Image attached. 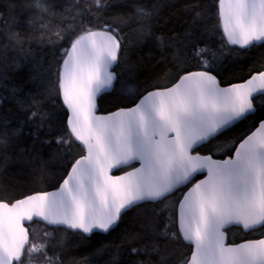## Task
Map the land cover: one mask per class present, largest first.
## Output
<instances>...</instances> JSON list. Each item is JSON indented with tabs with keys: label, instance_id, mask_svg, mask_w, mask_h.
<instances>
[{
	"label": "snow or ice",
	"instance_id": "snow-or-ice-1",
	"mask_svg": "<svg viewBox=\"0 0 264 264\" xmlns=\"http://www.w3.org/2000/svg\"><path fill=\"white\" fill-rule=\"evenodd\" d=\"M93 3L97 11L108 6V0ZM32 7L42 15L51 9L46 0H32ZM187 10L193 28L210 23L198 4ZM135 13L143 39L156 40L162 52L175 49L172 56L179 74L170 86L154 85L131 107L98 114V97L114 89L122 75L115 69L127 63L125 38L115 22L81 23L64 30L74 38L63 50L56 73V92L67 110L66 132L56 143L66 145L69 155L78 143L83 154L68 162L57 190L21 198L0 196V264H38L33 258L37 253L47 264H63L47 257V241L34 242L32 223L87 237L94 230L108 233L123 214L149 204L153 215L161 218H150L141 227L145 237L154 234L155 239L133 247V253H155L159 264H169L168 247L174 244L187 248L180 252L178 264H264V238L240 243L229 239L233 229L264 230V122L234 141L231 149L227 143H213L254 113L257 101L264 103V71L221 86L207 46L200 47L191 33L183 39L154 36L155 7L148 11L138 6ZM12 22L18 23L15 18ZM0 24L9 26L2 14ZM213 28L222 31L227 45L264 46V0H217ZM55 35L64 39L59 31ZM193 60L200 70H192ZM33 103L37 110L29 119L39 116L43 121L47 114L40 113L39 101ZM11 143L10 136L0 132V150L6 151ZM221 152L227 158H214ZM200 174L204 178L197 180ZM169 208L165 222L162 213ZM45 236L51 238L52 233Z\"/></svg>",
	"mask_w": 264,
	"mask_h": 264
},
{
	"label": "trees",
	"instance_id": "trees-1",
	"mask_svg": "<svg viewBox=\"0 0 264 264\" xmlns=\"http://www.w3.org/2000/svg\"><path fill=\"white\" fill-rule=\"evenodd\" d=\"M46 2L51 9L47 15H42L32 7V0H0V14L9 23L7 28L0 24L3 29L0 31V132L7 133L12 141L6 151L0 150V196L21 198L35 191L56 188L68 162L83 154L77 143L72 145L71 155L66 145L56 143V138L66 132L67 111L56 92L55 81L63 50L69 47V39L74 38L64 31L70 26L115 22L127 43L128 51L124 57L127 63L122 62L121 67L115 69L122 75L114 89L99 98L100 112L130 106L154 85H171L179 74L178 61L172 56L175 49L162 52L156 40L143 39L137 31L140 22L136 19L135 9L138 6L146 7L148 11L155 7V18L151 22L154 36L183 39L191 33L200 47L207 46L213 59V74L222 85L245 80L264 69V46L242 49L227 45L222 31L213 28L217 0H108V6L99 11L95 10L93 0ZM193 4L207 12L205 19L210 23L201 22L192 27V15L187 9ZM13 18L18 23H13ZM58 31L64 39H57L55 33ZM16 33L18 35L14 36ZM195 65L193 60L192 70H200ZM34 101H39L40 113L47 114L43 121L39 116L29 119L31 112L37 110ZM262 119L264 103L257 101L254 113L231 126L213 143H227L231 149L234 141L250 133ZM41 123L43 126L37 130ZM206 151V147L201 149L202 153ZM224 157L221 152L214 158ZM171 211L169 208L162 213L165 222ZM150 218L159 222L161 217L153 215L149 204L123 214L117 226L106 234L93 233L86 237L63 228L54 230L42 223H32L30 232L34 242L49 243L48 258L54 261L59 258L63 264H149L150 261L159 264L160 257L155 253L146 255L131 251L133 247L141 248L145 242L151 244L155 239L154 234L151 238L145 237L141 227L147 225ZM45 232H51L52 237H46ZM262 232L264 230L245 233L233 229L229 239L236 242L256 239L262 237ZM159 243L161 254H165L163 240ZM168 251L172 252L169 264H178L180 252L187 248L173 244L169 245ZM33 258L38 264H47L41 254H33Z\"/></svg>",
	"mask_w": 264,
	"mask_h": 264
},
{
	"label": "water",
	"instance_id": "water-1",
	"mask_svg": "<svg viewBox=\"0 0 264 264\" xmlns=\"http://www.w3.org/2000/svg\"><path fill=\"white\" fill-rule=\"evenodd\" d=\"M235 46H237V45H235ZM237 47H239V46H237ZM261 71H264V69L263 70H261ZM256 73H258V72H255V73H253V74H256ZM252 74V75H253ZM252 75H250L248 78H246L245 80H242V81H239V82H234V83H240V82H244V81H246L247 79H249ZM218 78V77H217ZM218 80H219V78H218ZM231 84H233V83H231ZM231 84H227V85H222L221 84V86H230ZM170 86V85H169ZM112 91V90H111ZM111 91H109V92H111ZM109 92H106V93H109ZM106 93H104V94H106ZM145 94V93H144ZM103 95V94H102ZM101 95V96H102ZM100 96V97H101ZM142 96V95H141ZM140 96V97H141ZM100 97H98V100H97V105H98V114H101V115H103V114H108V113H111V112H113V111H115V110H113V111H110V112H100L99 111V98ZM131 106H133V104L132 105H130V106H127V107H131ZM66 109V108H65ZM117 110V109H116ZM67 111V110H66ZM250 114H252V113H250ZM249 114V115H250ZM261 122H264V119H262V120H260L259 122H258V124L256 125V127L252 130V131H254L257 127H258V125H259V123H261ZM237 123V122H236ZM235 123V124H236ZM251 131V132H252ZM251 132L250 133H248V134H251ZM78 144V143H77ZM236 146H238V144L236 145ZM224 158H227V157H224ZM135 167H139V164L138 163H136L135 165H134ZM128 170H131V169H128ZM117 170H114V174H116L115 172H116ZM118 174H123V173H118ZM202 177H200L199 179H203L204 178V174H200ZM198 180V179H197ZM62 182V181H61ZM57 188H58V186L56 187V188H54V189H49V190H45V191H55V190H57ZM40 223H42V224H44L43 222H40ZM45 225V224H44ZM26 227L28 226V223L26 222V225H25ZM47 226V225H46ZM49 227H53V226H49ZM116 227V226H115ZM114 227V228H115ZM242 230V229H241ZM68 231H70V232H75V231H72V230H68ZM243 231V230H242ZM244 232V231H243ZM93 233H103V234H106V233H104V232H101V231H99V230H94V232ZM92 233V234H93ZM84 235V234H83ZM85 236V235H84ZM259 238H264V236H262V237H259ZM259 238H256V239H259ZM240 242H243V240L242 241H239V242H237V243H240Z\"/></svg>",
	"mask_w": 264,
	"mask_h": 264
},
{
	"label": "bare ground",
	"instance_id": "bare-ground-1",
	"mask_svg": "<svg viewBox=\"0 0 264 264\" xmlns=\"http://www.w3.org/2000/svg\"><path fill=\"white\" fill-rule=\"evenodd\" d=\"M49 190V189H48ZM43 191H45V190H43Z\"/></svg>",
	"mask_w": 264,
	"mask_h": 264
}]
</instances>
